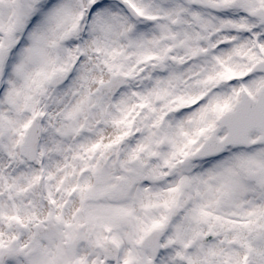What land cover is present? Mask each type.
Here are the masks:
<instances>
[{
  "label": "snow or ice",
  "instance_id": "snow-or-ice-1",
  "mask_svg": "<svg viewBox=\"0 0 264 264\" xmlns=\"http://www.w3.org/2000/svg\"><path fill=\"white\" fill-rule=\"evenodd\" d=\"M0 264H264V0H0Z\"/></svg>",
  "mask_w": 264,
  "mask_h": 264
}]
</instances>
